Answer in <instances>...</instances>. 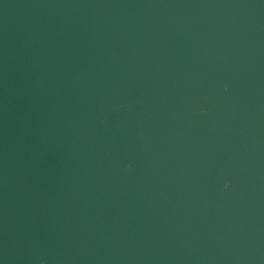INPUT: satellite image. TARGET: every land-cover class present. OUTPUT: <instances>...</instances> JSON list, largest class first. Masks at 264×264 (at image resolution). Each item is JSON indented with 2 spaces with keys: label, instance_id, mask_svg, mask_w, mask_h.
<instances>
[{
  "label": "water",
  "instance_id": "obj_1",
  "mask_svg": "<svg viewBox=\"0 0 264 264\" xmlns=\"http://www.w3.org/2000/svg\"><path fill=\"white\" fill-rule=\"evenodd\" d=\"M0 264H264V0H0Z\"/></svg>",
  "mask_w": 264,
  "mask_h": 264
}]
</instances>
